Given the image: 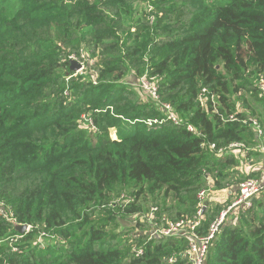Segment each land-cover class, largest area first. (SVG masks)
<instances>
[{"label": "trees", "instance_id": "16d2710c", "mask_svg": "<svg viewBox=\"0 0 264 264\" xmlns=\"http://www.w3.org/2000/svg\"><path fill=\"white\" fill-rule=\"evenodd\" d=\"M80 51L96 85L70 69ZM144 75L179 126L124 84ZM262 76L264 0H0V264H189L190 233L151 236L139 217L193 220L209 175L205 237L240 182L264 179ZM204 264H264V190L230 211Z\"/></svg>", "mask_w": 264, "mask_h": 264}, {"label": "built area", "instance_id": "2783aa9c", "mask_svg": "<svg viewBox=\"0 0 264 264\" xmlns=\"http://www.w3.org/2000/svg\"><path fill=\"white\" fill-rule=\"evenodd\" d=\"M84 51H80L79 55H71L69 57V61L71 62H77L80 64V67L83 69L86 67V57H84L83 54ZM85 53V52H84ZM90 62L88 64L90 65ZM93 63V62H92ZM85 70V69H84ZM95 84V83H94ZM141 85L142 87L151 95V98L154 100V102H158L159 96L157 94V86L152 83L150 80L146 78V75H144L141 78ZM257 89L264 93V77H260L259 80L256 83ZM208 94V91L203 88L201 89L200 94L198 95V102L201 105H204V100L206 95ZM212 103L214 106L213 113H218V105L215 102L214 98L212 97ZM160 110H162L167 117L168 121H170L174 126H179L180 121L176 117L175 113L173 112L172 108L169 104L165 103H159ZM234 116L231 115L226 120H234ZM253 127L256 129L258 136L262 134L261 127L258 123V121L254 118L250 120ZM153 123L157 124L156 120H153ZM148 125H151V122H148ZM154 127H157L154 126ZM188 130L190 132H193V129L191 127H188ZM243 148L242 144H231L227 148L218 150L219 154L226 153L228 150H240ZM211 149H215L214 145H211ZM206 181V187L201 190L198 195L197 199L199 201L198 204V210L193 220L191 221H165L162 219V221H165L164 224H161L160 226L157 224L158 218L155 216V213L157 211L156 208H151V211L149 214L143 215L139 217L140 223H146L151 227V236H161V237H172L176 236L178 234H188L189 240H188V246L187 251L185 252L184 256L188 259L189 264H204L205 257L207 254L208 246L210 242L214 239L215 235L219 231V228L223 224L225 218L230 213L231 210L244 205L246 209H248L251 206V199L256 196L258 193H260L262 190H264V179H256V178H247L244 181L240 182L237 186L238 188V196L235 198L231 204L226 208V210L222 211L220 216L215 219V221L210 225L209 227V233L207 236H199L195 233V228L198 226L200 222V217L202 215L203 208L205 206V199L206 195L209 194L212 191L213 182L209 178V175L205 177ZM1 214L6 216L3 212V210H0ZM11 220V219H10ZM187 230V232H185ZM135 254L137 256L142 254V250L138 249L135 250ZM168 263H173L172 259L168 260Z\"/></svg>", "mask_w": 264, "mask_h": 264}, {"label": "rangeland", "instance_id": "374dc122", "mask_svg": "<svg viewBox=\"0 0 264 264\" xmlns=\"http://www.w3.org/2000/svg\"><path fill=\"white\" fill-rule=\"evenodd\" d=\"M135 8L138 10H146L148 8V6H147V4L137 2L135 4ZM83 54H84V57H86V59H87V54L84 52H83ZM90 61L91 62H90L89 68H92V65H93L92 62H94V60L90 59ZM75 63H77V62H75ZM77 64L79 65V69L74 72V77H85L82 81H86V82L91 81L92 85H96L95 76L92 73L93 70H89L88 67H85L84 68L85 70H84L82 67H80L79 63H77ZM86 70L91 71V72H86ZM124 84H126L130 88V90L132 89L134 92H136V94L139 96L140 100H142L143 103L154 102V100L151 98V95L142 87L141 77H139V78L138 77H128L124 80ZM166 121H168L167 117H166ZM141 122L144 123V125L147 127L148 130H155L158 127H154V126L162 124V121H157V124H156V123H153V120H150V119H147V120H144ZM148 122H151L150 126L148 125ZM84 126L87 128L86 124ZM111 137H112V139H116V134H115L114 130L111 131ZM258 155L259 156L252 157V162L254 163V165L259 164V166L263 167V165H264V153L258 154ZM263 176H264V174H263ZM210 197L214 201H221L222 199H224V195H220L218 193L211 194ZM118 199L121 200L122 195L120 197H118L117 200ZM122 225L125 228H129V227H133L134 224L131 221L126 220L125 222L122 223ZM29 230H30V227L27 226L26 232H28ZM39 242L41 243V245L45 244V241L42 239H39Z\"/></svg>", "mask_w": 264, "mask_h": 264}, {"label": "water", "instance_id": "95a60500", "mask_svg": "<svg viewBox=\"0 0 264 264\" xmlns=\"http://www.w3.org/2000/svg\"><path fill=\"white\" fill-rule=\"evenodd\" d=\"M71 71L75 72L79 69V65L77 63L71 62V66H70ZM207 204L205 203V206L203 208V210L206 208ZM16 230L23 234L26 232L27 230V226L26 225H16Z\"/></svg>", "mask_w": 264, "mask_h": 264}, {"label": "crops", "instance_id": "0c3cea01", "mask_svg": "<svg viewBox=\"0 0 264 264\" xmlns=\"http://www.w3.org/2000/svg\"><path fill=\"white\" fill-rule=\"evenodd\" d=\"M258 168H259V171H262V173H264V165L263 167L259 166Z\"/></svg>", "mask_w": 264, "mask_h": 264}]
</instances>
